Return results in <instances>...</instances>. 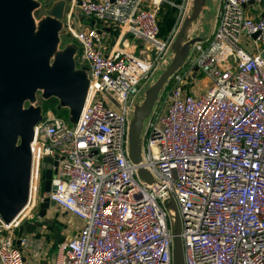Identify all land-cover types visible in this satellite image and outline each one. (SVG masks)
<instances>
[{
  "label": "built area",
  "instance_id": "obj_1",
  "mask_svg": "<svg viewBox=\"0 0 264 264\" xmlns=\"http://www.w3.org/2000/svg\"><path fill=\"white\" fill-rule=\"evenodd\" d=\"M162 1L70 0L63 31L88 68L86 99L74 124L52 110L35 124L29 197L9 222L0 217V264H45L47 240L18 231L45 195L81 219L51 264H173L162 188L177 205L184 264H264V10L244 11L263 0H219L211 35L168 80L143 142L142 164L162 184L153 188L127 155V108L176 30L161 33ZM168 1L179 22L187 0ZM76 10L93 23L77 28ZM125 31L147 43L137 48ZM196 74L210 79L206 92L193 94ZM47 156L57 187L42 193Z\"/></svg>",
  "mask_w": 264,
  "mask_h": 264
},
{
  "label": "water",
  "instance_id": "obj_2",
  "mask_svg": "<svg viewBox=\"0 0 264 264\" xmlns=\"http://www.w3.org/2000/svg\"><path fill=\"white\" fill-rule=\"evenodd\" d=\"M69 2L53 0L37 18L34 11L40 6L39 0H0V217L5 222L20 211L29 197L30 142L43 112L37 93L44 99L55 97L58 108L68 109L71 124L76 123L86 99L88 68L76 66L74 53L78 44L71 40L60 46ZM218 4L219 0H187L169 46L127 108V155L136 164L138 177L153 188L162 184L142 164L151 111L172 74L188 60L194 43L211 35ZM52 175V160L47 156L42 193L56 189ZM159 195L173 211V264H184L177 205L167 188H162ZM50 206L49 196H43L38 215L45 216Z\"/></svg>",
  "mask_w": 264,
  "mask_h": 264
},
{
  "label": "rangeland",
  "instance_id": "obj_3",
  "mask_svg": "<svg viewBox=\"0 0 264 264\" xmlns=\"http://www.w3.org/2000/svg\"><path fill=\"white\" fill-rule=\"evenodd\" d=\"M40 6L34 11L35 17L39 18L41 15L45 13V10L50 6L53 0H39ZM181 0L175 1V3L180 4ZM174 5V4H172ZM178 7L177 5H174ZM254 6V7H253ZM262 9H264V1L254 4H249L247 8H245V13H250L251 11H256V13L261 12ZM77 18H73V20L76 23L77 28H85L91 25L92 17H86L82 15L81 13L76 10ZM179 12V8H178ZM175 13L174 16L170 15V20L166 21L168 25H172V27L175 25V27L178 26V17L179 13ZM177 19H176V18ZM119 29L116 30V33L118 34ZM165 31V30H164ZM116 37V36H115ZM124 37H128L130 43H135L137 48L144 46L147 41L145 39L139 38L137 36L129 35L128 31H125ZM60 46H62L65 42L74 40L78 44V40L69 36L65 30L60 35ZM251 39L242 37L240 40V43H244L245 41H248ZM79 51V50H78ZM252 51H256L254 46H252ZM136 52H138V49H136ZM88 64L87 62L84 63V65ZM194 84L192 86L194 87L193 94H198L201 92H206L210 85L211 81L208 79V76L206 74H196V76L192 77ZM197 79H199V82H197ZM55 98V97H54ZM38 102L43 105H45L47 99H44L42 97H38ZM106 102L108 104H111L112 101L109 98H106ZM57 107V103L55 104ZM50 108V107H49ZM48 110H52L51 108ZM58 108V107H57ZM60 109V108H59ZM45 111V110H43ZM53 111V110H52ZM62 115L68 118V109L65 107H61ZM55 112V111H54ZM56 113V112H55ZM56 174V167L53 168V175ZM38 209L39 206L35 203L31 205L29 209L26 211V215L31 216L32 219H30L23 227V231L26 233H29L31 235H40L44 239L47 240V243L49 244L48 248V254L45 259V264H51V262L54 261L55 256V241L56 238L63 236V235H73L76 228L80 225L81 219L73 214L70 211H65L61 208V206L56 203L55 201H51V206L48 208L47 213L45 216L40 217L38 215ZM38 223V224H36ZM27 249L23 248V252L27 253ZM32 258H27V261H32Z\"/></svg>",
  "mask_w": 264,
  "mask_h": 264
},
{
  "label": "trees",
  "instance_id": "obj_4",
  "mask_svg": "<svg viewBox=\"0 0 264 264\" xmlns=\"http://www.w3.org/2000/svg\"><path fill=\"white\" fill-rule=\"evenodd\" d=\"M173 1H177V0H173ZM177 12H178V7L172 5L168 0H163L161 2L160 7H159V10L157 12L158 19H159V24H160V28H161V33L167 32L168 30H170V28L172 27L173 24L168 25V23H166V21L170 20V15H173L174 16V14L177 13ZM45 101H46V103H45V105H43V110L46 111L49 107L50 108L52 107L51 109L53 111H55L59 115H62L61 108L59 109L55 105L58 102L56 98L51 97V98H49V99H47ZM63 236H60V237L56 238L55 244L60 239H62Z\"/></svg>",
  "mask_w": 264,
  "mask_h": 264
},
{
  "label": "flooded vegetation",
  "instance_id": "obj_5",
  "mask_svg": "<svg viewBox=\"0 0 264 264\" xmlns=\"http://www.w3.org/2000/svg\"><path fill=\"white\" fill-rule=\"evenodd\" d=\"M37 96L39 97V94L37 93ZM39 100L37 99V102H38ZM27 103H25V105H26Z\"/></svg>",
  "mask_w": 264,
  "mask_h": 264
},
{
  "label": "crops",
  "instance_id": "obj_6",
  "mask_svg": "<svg viewBox=\"0 0 264 264\" xmlns=\"http://www.w3.org/2000/svg\"><path fill=\"white\" fill-rule=\"evenodd\" d=\"M264 1V0H263ZM264 9H262V11H263ZM91 23H93V21H91ZM250 49V48H249Z\"/></svg>",
  "mask_w": 264,
  "mask_h": 264
}]
</instances>
